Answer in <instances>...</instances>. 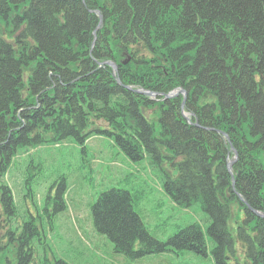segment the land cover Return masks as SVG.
Instances as JSON below:
<instances>
[{"label":"trees","instance_id":"16d2710c","mask_svg":"<svg viewBox=\"0 0 264 264\" xmlns=\"http://www.w3.org/2000/svg\"><path fill=\"white\" fill-rule=\"evenodd\" d=\"M95 9L102 24L91 49ZM105 61L117 63L122 85ZM124 85L184 89V108L220 133L187 123L181 94L154 102ZM89 124L99 127L86 132ZM94 133L111 137L132 162L168 159L176 173H165L163 190L183 208L198 203L208 221L205 231L196 221L161 242L146 230L131 192L111 188L97 196L91 218L115 252L139 258L169 247L205 255L209 245L214 264H264V217L255 213L264 214V0H0L5 264L8 251L14 264H35L32 245L41 236L38 217L19 221L8 183L18 155L68 139L83 145ZM30 179L24 197L31 198ZM64 186L62 179L54 213L65 209Z\"/></svg>","mask_w":264,"mask_h":264},{"label":"rangeland","instance_id":"374dc122","mask_svg":"<svg viewBox=\"0 0 264 264\" xmlns=\"http://www.w3.org/2000/svg\"><path fill=\"white\" fill-rule=\"evenodd\" d=\"M98 127L89 124L86 132ZM18 156L22 163L14 161L8 170V183L19 221L29 219V215L38 217L41 236L32 245L35 264L45 263V258L50 262L61 259L68 264H214L209 245L205 255L168 247L161 253L129 258L115 252L113 242L93 226L91 206L97 196L110 188H121L131 192L135 211L159 241L165 242L196 221L205 231L208 221L202 220L205 214L198 203L182 208L163 190L165 173L172 177L176 173L168 159L164 158L159 165L151 164L148 157L132 162L111 137L95 133L83 145L74 139L50 142ZM29 176L35 190V197L31 198L24 197V181ZM62 179L65 210L54 213ZM230 226L233 230L234 224ZM0 264H5L1 255ZM8 264H14L10 251Z\"/></svg>","mask_w":264,"mask_h":264},{"label":"water","instance_id":"95a60500","mask_svg":"<svg viewBox=\"0 0 264 264\" xmlns=\"http://www.w3.org/2000/svg\"><path fill=\"white\" fill-rule=\"evenodd\" d=\"M99 19H100L99 24H101V16H99ZM123 63L126 64L127 61H124ZM108 64H110V65L112 66L114 72L117 71V66H116L114 63H112V62H108ZM117 82L120 84V81H119V80H117ZM125 87L128 88V89L130 88V87H128V86H125ZM134 91H136V92H138V93H143V94H147V95H152V96L155 95V93H153V92H149V91H143V90H134ZM173 95H174V94H166V95H164V98H168V97H171V96H173ZM184 100H185V98H184ZM184 100L182 101V107H183V104H184ZM182 114H183V117H184L188 122H190V119H189L188 117H186V115L184 114V112H182ZM218 132H219V131H218ZM223 135L228 139V137H227L226 134H223ZM234 153H235L234 158L228 160V162H227V168H228V171H229L230 174H231V166H232V164H233V162H234V160L236 159V156H237V154H236L235 151H234ZM239 197H240V196H239ZM255 213H256L258 216H260V217H264V214H262V213H260V212H258V211H255Z\"/></svg>","mask_w":264,"mask_h":264},{"label":"bare ground","instance_id":"6f19581e","mask_svg":"<svg viewBox=\"0 0 264 264\" xmlns=\"http://www.w3.org/2000/svg\"><path fill=\"white\" fill-rule=\"evenodd\" d=\"M196 127H201L198 122H197V125ZM203 128L204 130H207V131H214V132H218L219 130L218 129H215V128H212V127H201ZM233 186V185H232ZM238 196H240V194H237ZM241 197V196H240Z\"/></svg>","mask_w":264,"mask_h":264}]
</instances>
